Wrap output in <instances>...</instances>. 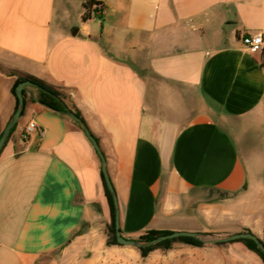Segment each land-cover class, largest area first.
Here are the masks:
<instances>
[{"label": "crops", "instance_id": "1", "mask_svg": "<svg viewBox=\"0 0 264 264\" xmlns=\"http://www.w3.org/2000/svg\"><path fill=\"white\" fill-rule=\"evenodd\" d=\"M0 0V65L61 89L97 140L120 232L264 240V0ZM75 32V35H72ZM15 78L0 73V135ZM0 153V264H263L242 243L108 246L101 160L81 124L24 89ZM33 122L40 132L24 136ZM219 191L214 202L197 194ZM197 196V197H196Z\"/></svg>", "mask_w": 264, "mask_h": 264}, {"label": "trees", "instance_id": "2", "mask_svg": "<svg viewBox=\"0 0 264 264\" xmlns=\"http://www.w3.org/2000/svg\"><path fill=\"white\" fill-rule=\"evenodd\" d=\"M95 5L100 6V4L98 2H95L94 0H90L83 5V8H84V14L82 16L83 21L88 20L89 15H90V11H91V7L95 6ZM0 73L15 78V82H14L13 87L11 89V94L15 99V108H14L13 114L16 111L17 106H18V101H17L16 95H15V88L19 83L26 82V81H29L32 85H34L35 87L38 88V95L36 97V100L39 104H41V105H43V106H45V107H47L53 111L60 112L63 114H66L68 111H71L68 108L67 96L61 89L48 86V85L44 84L42 81L38 80L37 78H35L31 75L25 74L23 72H20L18 70L12 69V68L0 66ZM22 96L25 99V92L24 91L22 92ZM23 113H24V107H23V111L21 113V117H22ZM73 113L75 115H77L81 119L82 123L85 125V122L81 118L79 112L74 110ZM17 124L11 129L9 137L17 128ZM9 137H8V139H9ZM8 139H7V141H8ZM7 141L5 142V144L7 143ZM101 181H102L103 190H104V194H105V197L107 200V204L109 207V214H110V222L106 226V235H107L106 244L108 246L119 245L116 242L115 233H114V207H113V202H112L111 195H110L109 191L107 190L106 185L104 183V179H103L102 174H101ZM212 192H217L219 194V197L212 199V200H209L208 202L218 201V200L226 197L225 194H223L219 191H212ZM243 232L251 233L248 230H244ZM169 233L170 232H168V231L150 230V231H147L145 234L141 235L140 237H138L135 241L140 243L141 246L136 247L135 249L139 253L140 257L142 259H145L153 251H156V250H160V251L170 250L174 244H184V245L193 246V247H203V243L201 241L194 239V238H189V237H179V238H175L172 240H165L163 242H160V243H157V244H154L151 246H142L143 244H146L147 242H149V241H151V240H153L159 236L167 235ZM205 235L213 236L212 234H205ZM260 241L264 245V240H260ZM234 242L242 243L249 251L254 253L261 260V262L264 264V254L258 249V247L251 240H237ZM229 243H233V242H229ZM226 244L227 243H217L215 245L216 246H224Z\"/></svg>", "mask_w": 264, "mask_h": 264}, {"label": "water", "instance_id": "3", "mask_svg": "<svg viewBox=\"0 0 264 264\" xmlns=\"http://www.w3.org/2000/svg\"><path fill=\"white\" fill-rule=\"evenodd\" d=\"M72 35H75V32ZM30 85H32V84L29 81H26V82L19 83L15 88V95H16V98L18 101V106H17L16 111L14 112L11 119L9 120V122L7 123V125L5 126V128L3 129V131L0 135V152H1L3 146L5 145V142L7 141L8 137H9L11 129L17 124L18 120L21 117V113H22L23 107H24V98L22 96V92L24 91L26 86H30ZM66 114L72 120L81 124L86 137L88 138V140L92 144L93 148L95 149V151L97 152V154L101 160V173H102L106 188L111 195L113 207H114V233H115V238H116L117 244H119L121 246H130V247L141 246V244L138 243L137 241L131 240V239H126L121 235L120 219H119V206H118L117 197H116L115 191L113 189V186L111 184V181L109 179V176H108V173H107V170L105 167V158H104V156H103V154L99 148L97 140L89 132L87 127L82 123L81 119L77 115H75L71 111H68ZM179 237L194 238V239L201 241L204 244L229 243V242H233V241H237V240H251L258 247V249L264 254V245L261 243L259 238H257L255 235H253L251 233H247V232H239V233H235V234L225 236V237H207L205 235L195 233V232H171L167 235L159 236V237L147 242L146 244H143L142 246H151V245L163 242L165 240H172V239L179 238Z\"/></svg>", "mask_w": 264, "mask_h": 264}, {"label": "built area", "instance_id": "4", "mask_svg": "<svg viewBox=\"0 0 264 264\" xmlns=\"http://www.w3.org/2000/svg\"><path fill=\"white\" fill-rule=\"evenodd\" d=\"M101 6H92L91 14L97 13L100 10ZM244 49L249 53H261L263 50V36L261 34H256L252 36H247L242 39ZM33 132H40L37 125L33 122H29L24 128V136H28Z\"/></svg>", "mask_w": 264, "mask_h": 264}, {"label": "rangeland", "instance_id": "5", "mask_svg": "<svg viewBox=\"0 0 264 264\" xmlns=\"http://www.w3.org/2000/svg\"><path fill=\"white\" fill-rule=\"evenodd\" d=\"M0 66H2V65H0ZM197 196L199 197V199L201 201L208 202L209 200H212V199L219 197V194L217 192H204V193L202 192L200 194H197ZM161 252H165V251H161Z\"/></svg>", "mask_w": 264, "mask_h": 264}]
</instances>
